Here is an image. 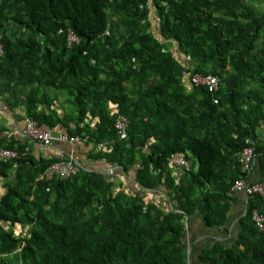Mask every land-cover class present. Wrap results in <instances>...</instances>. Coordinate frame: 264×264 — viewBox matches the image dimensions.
Returning <instances> with one entry per match:
<instances>
[{
	"label": "trees",
	"instance_id": "trees-1",
	"mask_svg": "<svg viewBox=\"0 0 264 264\" xmlns=\"http://www.w3.org/2000/svg\"><path fill=\"white\" fill-rule=\"evenodd\" d=\"M71 31L79 41L69 44ZM0 45L8 105L93 145L88 160L110 168L78 158L77 173L46 180L50 164L71 156L35 159L32 139L10 130L0 149L20 157L0 162V264H196L187 220L224 227L240 195L246 211L234 242L204 246L197 262L264 264V230L254 219L255 211L264 216V197L233 190L238 179L264 183L258 8L246 0H0ZM197 73L218 76L219 88L193 85ZM120 114L129 119L123 137ZM248 146L255 159L244 169ZM173 154L190 169L178 173Z\"/></svg>",
	"mask_w": 264,
	"mask_h": 264
},
{
	"label": "crops",
	"instance_id": "crops-1",
	"mask_svg": "<svg viewBox=\"0 0 264 264\" xmlns=\"http://www.w3.org/2000/svg\"><path fill=\"white\" fill-rule=\"evenodd\" d=\"M248 4L254 5L259 9L260 14L264 15V0H246ZM150 19L152 22V27L157 29L159 27V20L157 18L156 12L154 9L150 12ZM174 54L180 59L181 62L186 61V55L179 50L178 45L174 44L172 47ZM0 90V128L9 129L13 132V138H19L22 141L27 138L23 136L22 132L26 125L27 115L22 106L17 108H12L6 102L9 100V91L5 87H2ZM11 100V99H10ZM13 101V100H11ZM63 108H60V112L63 113ZM23 141V142H24ZM28 150L30 155L40 160L41 158L45 159H62L63 157L72 156L74 159L78 161V158L82 162H84L85 166L93 170H108L110 169L103 162L88 160L86 155L89 150H93V145H87L86 142H78L74 145L69 143H53L50 146H44L35 142L33 140H28ZM178 173L183 172V169H178ZM252 177L258 178V173L252 171ZM124 180V179H122ZM121 181V180H119ZM129 182V181H128ZM130 183V182H129ZM126 187L130 188V191L137 190V185L127 184ZM130 186V187H129ZM1 194V192H0ZM246 199L243 195H240L237 199V202L233 204L230 213H229V221L224 227L219 228H209L205 226L202 222L200 216H195L187 220L186 225L188 227L187 231V242H188V253H189V261H193L198 264L199 254L201 249L209 245L213 242L220 241L226 244H231L234 242L238 229V223L240 217L246 211Z\"/></svg>",
	"mask_w": 264,
	"mask_h": 264
},
{
	"label": "built area",
	"instance_id": "built-area-1",
	"mask_svg": "<svg viewBox=\"0 0 264 264\" xmlns=\"http://www.w3.org/2000/svg\"><path fill=\"white\" fill-rule=\"evenodd\" d=\"M69 44L73 42H78L79 38L74 32H69L68 34ZM0 51L2 47L0 45ZM193 85L198 87H206L209 91L213 92L219 88L220 79L218 76L213 74L203 75L194 74L191 78ZM129 124V119L120 114L115 122V128L118 134L123 137L127 134V128ZM11 134L9 129H4L0 133V140L5 136ZM23 136L29 137L30 139L38 142L44 146H50L55 142H67L72 145L76 144L80 140V137H69L65 133L54 134L52 131L42 127L37 121L31 118H27L25 128L22 132ZM103 145L100 144L99 148ZM20 157V154L16 150L1 148L0 149V162L10 161ZM255 159V151L252 146L245 147L240 155V162L243 164V168H250L251 164ZM170 163L177 168H182L189 170L190 163L181 155L173 154L169 159ZM79 170L78 162L71 156L69 160L57 161L48 166V168L43 173L42 177L46 180L53 179H66L77 173ZM233 190L238 192H245L247 195L259 194L264 197V183H249L243 179H238L235 182ZM254 219L257 222L260 230H264V216L259 215L257 211L254 212Z\"/></svg>",
	"mask_w": 264,
	"mask_h": 264
},
{
	"label": "rangeland",
	"instance_id": "rangeland-1",
	"mask_svg": "<svg viewBox=\"0 0 264 264\" xmlns=\"http://www.w3.org/2000/svg\"><path fill=\"white\" fill-rule=\"evenodd\" d=\"M178 57H180V56H178ZM61 98H62V99H65V98H64V97H62V96H61Z\"/></svg>",
	"mask_w": 264,
	"mask_h": 264
},
{
	"label": "water",
	"instance_id": "water-1",
	"mask_svg": "<svg viewBox=\"0 0 264 264\" xmlns=\"http://www.w3.org/2000/svg\"><path fill=\"white\" fill-rule=\"evenodd\" d=\"M189 263H190V261H189Z\"/></svg>",
	"mask_w": 264,
	"mask_h": 264
}]
</instances>
